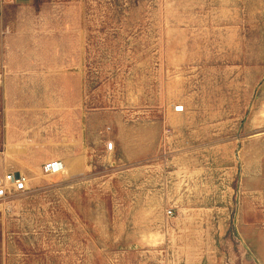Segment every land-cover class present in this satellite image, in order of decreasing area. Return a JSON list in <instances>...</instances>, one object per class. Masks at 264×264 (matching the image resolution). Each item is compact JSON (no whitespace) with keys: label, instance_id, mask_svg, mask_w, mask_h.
I'll return each instance as SVG.
<instances>
[{"label":"rangeland","instance_id":"374dc122","mask_svg":"<svg viewBox=\"0 0 264 264\" xmlns=\"http://www.w3.org/2000/svg\"><path fill=\"white\" fill-rule=\"evenodd\" d=\"M12 169L0 264H264V0H0Z\"/></svg>","mask_w":264,"mask_h":264},{"label":"built area","instance_id":"2783aa9c","mask_svg":"<svg viewBox=\"0 0 264 264\" xmlns=\"http://www.w3.org/2000/svg\"><path fill=\"white\" fill-rule=\"evenodd\" d=\"M115 144L108 142L106 151L113 152ZM45 174H58L64 169V164L61 161H50L42 167ZM29 178L23 172L7 171L0 175V201H7L11 197L25 193L28 191ZM172 215V211L168 212Z\"/></svg>","mask_w":264,"mask_h":264},{"label":"crops","instance_id":"0c3cea01","mask_svg":"<svg viewBox=\"0 0 264 264\" xmlns=\"http://www.w3.org/2000/svg\"><path fill=\"white\" fill-rule=\"evenodd\" d=\"M62 112L63 111H60V110H58V112H56V113H53L52 110H49L47 112L42 111L41 117H45V116L52 115V114L60 116V115L64 114ZM31 123L32 124L28 125V127H30V126L33 127L34 121H32ZM29 131H32V129H29ZM33 139L34 138L31 135H29L27 142L23 143V145L26 144L25 146H27V149H25L23 145L21 147V151L24 150L25 152H23V153L18 152L19 154L16 153L15 157H13V158L10 157V159H12V161H10L8 163H10V164H15V163L16 164H23L26 162L29 164L31 162L36 161V160H31L33 155H30L31 151L28 150L31 147V143H28V142H30V140H33ZM69 144H70L69 142L65 141V143L61 142L58 144H50L49 146L43 145L41 151L40 150L38 151L39 153H38V158H37L36 163L44 165L47 162L57 160V161H61L64 164V160L67 158V156H64L63 153L65 152V149L68 147ZM16 170L17 169H14L13 171L17 172ZM19 172H22V171H19Z\"/></svg>","mask_w":264,"mask_h":264}]
</instances>
